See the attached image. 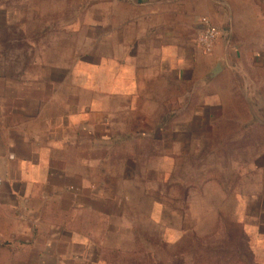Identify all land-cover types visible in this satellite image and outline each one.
<instances>
[{"label":"rangeland","instance_id":"1","mask_svg":"<svg viewBox=\"0 0 264 264\" xmlns=\"http://www.w3.org/2000/svg\"><path fill=\"white\" fill-rule=\"evenodd\" d=\"M97 3L0 0L2 95L40 100L72 180L87 177L89 209L62 214L88 236L75 264H264V27H243L212 79L203 64L202 86L138 72L137 88L98 55ZM25 259L0 246V264Z\"/></svg>","mask_w":264,"mask_h":264},{"label":"crops","instance_id":"2","mask_svg":"<svg viewBox=\"0 0 264 264\" xmlns=\"http://www.w3.org/2000/svg\"><path fill=\"white\" fill-rule=\"evenodd\" d=\"M97 8L98 48H108L98 55L114 56L121 72H136L130 86L137 88L144 86H136L138 72L160 81V87H170V78L177 86L187 80L202 86L203 64L206 77L213 65L222 67L239 53L235 38H242L243 27H264V0H98ZM202 18L218 31L214 49L205 57L197 43ZM118 95L125 96L123 91ZM40 103L35 97L2 95L0 89V241L23 249L26 259L18 262L24 264H75L83 260L78 252L89 246L88 236L62 214L89 209L75 201L87 177L82 173L72 180L65 159L68 142L52 139L57 125L35 110L33 105ZM73 114L68 111L59 124L66 133Z\"/></svg>","mask_w":264,"mask_h":264},{"label":"built area","instance_id":"3","mask_svg":"<svg viewBox=\"0 0 264 264\" xmlns=\"http://www.w3.org/2000/svg\"><path fill=\"white\" fill-rule=\"evenodd\" d=\"M199 24L201 30L197 39L198 46L204 54H210L218 39V31L211 25L207 18H202ZM1 185L2 181L0 179V187Z\"/></svg>","mask_w":264,"mask_h":264},{"label":"trees","instance_id":"4","mask_svg":"<svg viewBox=\"0 0 264 264\" xmlns=\"http://www.w3.org/2000/svg\"><path fill=\"white\" fill-rule=\"evenodd\" d=\"M9 243H5L4 241H0V246L1 247H5L8 248L10 251H12V253H19V254H24V250L23 249H18V248H13L11 246H9Z\"/></svg>","mask_w":264,"mask_h":264},{"label":"water","instance_id":"5","mask_svg":"<svg viewBox=\"0 0 264 264\" xmlns=\"http://www.w3.org/2000/svg\"><path fill=\"white\" fill-rule=\"evenodd\" d=\"M221 71V67L219 64L214 65V67L210 70V72L207 75V79H212L216 75H218Z\"/></svg>","mask_w":264,"mask_h":264}]
</instances>
